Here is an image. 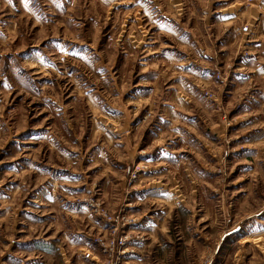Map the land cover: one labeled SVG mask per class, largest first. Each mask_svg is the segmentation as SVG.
I'll return each instance as SVG.
<instances>
[{"label":"rangeland","instance_id":"374dc122","mask_svg":"<svg viewBox=\"0 0 264 264\" xmlns=\"http://www.w3.org/2000/svg\"><path fill=\"white\" fill-rule=\"evenodd\" d=\"M108 261L264 264V0H0V264Z\"/></svg>","mask_w":264,"mask_h":264},{"label":"built area","instance_id":"2783aa9c","mask_svg":"<svg viewBox=\"0 0 264 264\" xmlns=\"http://www.w3.org/2000/svg\"><path fill=\"white\" fill-rule=\"evenodd\" d=\"M240 31H242V32H247L248 31V27L246 26V25H243V26H241L240 27ZM122 243H123V240H120L119 242H118V246H120V245H122ZM86 256H88L87 254H86ZM119 259V258H118ZM106 264H118L117 263V261H114V262H110V261H108V262H106Z\"/></svg>","mask_w":264,"mask_h":264},{"label":"crops","instance_id":"0c3cea01","mask_svg":"<svg viewBox=\"0 0 264 264\" xmlns=\"http://www.w3.org/2000/svg\"><path fill=\"white\" fill-rule=\"evenodd\" d=\"M224 235H225V234L222 233V236L219 237V240H218V242L220 241V244H219V245H221L222 243H223V244L226 243V242H225V239H224ZM237 241H238V239H237ZM237 241H236V243H237ZM219 245H217V246H219ZM43 247L47 250V248H46L45 246H43ZM216 249H217V247H216ZM216 249H215V250H216ZM217 251H218V250H217ZM215 253H216V252H215ZM167 264H172V261H170L169 263L167 262ZM215 264H219L218 261H217V263H215Z\"/></svg>","mask_w":264,"mask_h":264}]
</instances>
